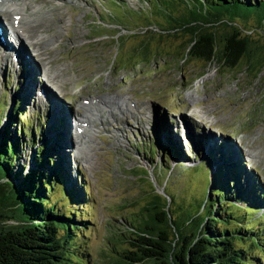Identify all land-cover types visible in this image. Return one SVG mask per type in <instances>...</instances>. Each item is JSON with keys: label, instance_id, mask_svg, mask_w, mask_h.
Listing matches in <instances>:
<instances>
[{"label": "rangeland", "instance_id": "374dc122", "mask_svg": "<svg viewBox=\"0 0 264 264\" xmlns=\"http://www.w3.org/2000/svg\"><path fill=\"white\" fill-rule=\"evenodd\" d=\"M17 1L43 11L56 9L22 32H15L9 17L0 13V94L6 77L14 86L21 84L28 115L46 114L50 128L62 119L65 169L73 175L71 180L81 175L78 179L90 196L83 214L93 228L85 233L92 251L89 264H121L118 253L139 246L129 232H142L132 226L145 216L152 190L132 175L136 164L151 170L135 152L134 134L146 130L157 135V131L165 144L166 132L174 141L168 149L188 148L217 160L231 153L232 160L242 159L247 168L252 160L264 187V38H256L263 32L239 26L256 50L248 69L241 59L235 70H229L192 57L185 60L187 33L163 15H149L143 0H124L114 7L105 0ZM103 15H109L105 22L99 21ZM232 27L233 22L223 23L214 30L221 39L224 33L231 34ZM16 75L24 76L27 84ZM45 75L56 92L43 79ZM9 95L7 111L16 100L11 91ZM106 96H111L108 108L95 111V120L85 123L81 106ZM119 102L127 103L128 109L124 111ZM178 134L183 138L174 136ZM243 170L245 179L255 178L254 171ZM166 180L168 176L162 182ZM190 187L186 182L188 199L195 196L194 185Z\"/></svg>", "mask_w": 264, "mask_h": 264}, {"label": "trees", "instance_id": "16d2710c", "mask_svg": "<svg viewBox=\"0 0 264 264\" xmlns=\"http://www.w3.org/2000/svg\"><path fill=\"white\" fill-rule=\"evenodd\" d=\"M105 1L113 7L125 3ZM141 2L149 15H163L187 33L185 60L192 57L209 66L235 70L244 59L248 69L256 48L239 26L264 33V0ZM177 13L180 16L174 19ZM108 16H100L99 21H107ZM222 22H233L234 28L219 39L214 26ZM16 77L27 84L24 76ZM18 86L5 77L0 94V185L11 207L15 204L18 209H8L10 223L1 220L0 264H89L92 251L85 233L93 228L87 226L89 219L83 214L90 196L78 179L81 175L71 180L73 175L65 169L62 119L50 128L46 114L33 111L28 115ZM10 91L16 100L7 111ZM155 133L134 134L133 146L159 182L168 176L165 185L170 201L158 194L148 201L145 216L132 226L142 232H129L139 246L119 252L120 263L264 264V187L258 176L245 179L243 168L252 171L242 159L240 163L232 160L231 153L217 160L188 148L168 149L174 141L163 132L166 140L161 143L159 132ZM186 182L190 189L194 185L192 199L185 197Z\"/></svg>", "mask_w": 264, "mask_h": 264}, {"label": "bare ground", "instance_id": "6f19581e", "mask_svg": "<svg viewBox=\"0 0 264 264\" xmlns=\"http://www.w3.org/2000/svg\"><path fill=\"white\" fill-rule=\"evenodd\" d=\"M29 5L30 4L26 3V2L20 4L17 0H0V13L6 17H9L8 24H10L11 27L14 28L15 32H18V31L22 32V31H24L25 28H27V29L31 28L30 25H32V24L37 25V23L43 22L42 20L45 18L46 14L51 13L52 11H54L56 9L54 6H52L50 9L43 11V9H38L37 6H31L32 4L30 6ZM28 9L30 10V15L27 16L25 11ZM54 14H55V12H54ZM1 42H2V40H1ZM46 43H48V41ZM46 78H47V81L49 82L48 84L50 85L49 77L46 76ZM51 85H52V83H51ZM37 93H36V95H37ZM39 94L42 97L46 96L45 94L43 95L40 91H39ZM110 97L111 96H106L102 100H99V101L96 100L98 102L95 104H93L92 102H88L89 103L88 105L86 104V105L81 106L85 109V116L87 119L85 123L93 122L95 120V117H93L95 111L97 112L98 110H101L100 108H102V109L108 108V103L110 102V99H109ZM122 100H123V102H126L125 99H122ZM119 105L123 106L124 111H126V109H128L127 103H120L119 102ZM102 116L106 117V115H102ZM82 126L86 127L87 125L83 124ZM94 131H96V130H94ZM94 131L92 133L89 132V133H91V136L93 135ZM80 136H82V135H80ZM89 137L84 138V139H87V141L89 139L91 140V138H89ZM85 143H86V141H85Z\"/></svg>", "mask_w": 264, "mask_h": 264}, {"label": "water", "instance_id": "95a60500", "mask_svg": "<svg viewBox=\"0 0 264 264\" xmlns=\"http://www.w3.org/2000/svg\"><path fill=\"white\" fill-rule=\"evenodd\" d=\"M231 33L232 30H231ZM256 38L263 40L264 35H257ZM263 41H260V43ZM253 45L255 46L256 44L253 43ZM256 48V47H255ZM132 171H134V173L132 174L133 176H135V178H137L136 180H140L143 183H145L144 185L147 186V189L149 188V192L151 191V198L150 199H154L155 196L158 194L160 196H163L165 198H167V201H170L169 196L167 194V187H166V181L164 182H159L152 174V171L149 170L146 165L144 164H136L133 165L131 168ZM2 182V181H1ZM17 183V181H16ZM3 186V185H2ZM0 185V226H2L1 220H4L5 223H10L11 221L7 220L8 216H9V211L8 209L10 208H16L17 209V205H10V200L8 199V195H6V193H4V189ZM169 191V190H168ZM162 203V201H161ZM15 210V209H14ZM18 210V209H17ZM165 228V225L163 224V229ZM171 237V236H169Z\"/></svg>", "mask_w": 264, "mask_h": 264}]
</instances>
